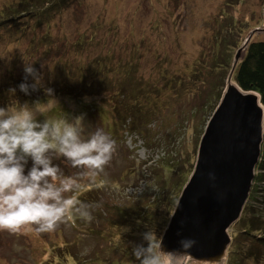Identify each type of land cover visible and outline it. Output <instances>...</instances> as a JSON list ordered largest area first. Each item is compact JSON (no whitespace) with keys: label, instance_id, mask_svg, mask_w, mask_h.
I'll return each mask as SVG.
<instances>
[{"label":"rangeland","instance_id":"1","mask_svg":"<svg viewBox=\"0 0 264 264\" xmlns=\"http://www.w3.org/2000/svg\"><path fill=\"white\" fill-rule=\"evenodd\" d=\"M49 2L0 0L1 85H5L8 90H18L19 85L25 82L21 69H25L26 63H32L41 78L48 81L43 72L47 71L52 82H48L51 87H43L51 88L58 101V106L52 110L56 109L59 113L65 106L75 111L67 100V90H72V80L77 81L79 78L76 94L96 92L86 88L88 83L84 84L88 81V73L81 75L93 59H108L106 65L112 72L106 81L112 85L107 84L103 88L109 96L117 89V85L112 82H119L126 67L131 64L132 52L136 51L143 53L140 63L142 76L153 85L154 90L161 92L152 98L162 105L155 109L150 107L154 112L142 125L139 134H124L120 135L122 139H115L116 150L101 175L94 181L80 180L82 188L74 193L78 199L88 193L86 188L91 187V184L95 183L96 186L99 176L103 175L101 182L104 181L105 186L95 193V202L102 211L99 212V220H85L76 226L78 231L67 222L59 224L52 232L39 234L34 231L35 225L25 226L18 233L0 230V264H67L60 260L62 254L70 259L91 260L96 256L101 260L105 258L106 263L140 264L132 254L133 247L141 244L147 247L143 234L150 230L156 234L159 242L167 225L166 220H169L173 211L174 205L168 216L170 206L174 200L177 201L183 184L193 170L205 119L203 121L201 118L204 113L202 110V113H197L199 118H193L194 121L188 120L189 113L201 96H207L209 92L205 83L200 85L183 79L179 83L180 90L169 93L159 77L157 62L161 63V69L165 71L162 74L170 79L175 73H180L182 77L183 71L198 61L202 66L206 62L208 72L213 66L210 52L217 54L215 57H226L230 53L233 61L235 53L253 30L260 31L253 35L251 41L264 40V0H71L61 9L54 5V1ZM31 4L38 5L28 10L27 6ZM13 12L15 14H11ZM84 35H88L90 41H85L83 50L74 48L73 42H78ZM216 36H219L218 40ZM232 43L234 47L229 49ZM97 47L102 50L101 53ZM202 55L204 64L200 60ZM79 67L84 71H79ZM27 83L31 85L35 81L28 76ZM215 84L218 83L215 81ZM80 87L85 89H78ZM35 92L39 93L41 89ZM185 93L191 95L189 99L180 102L172 100L174 95L183 96ZM37 96L31 93L23 98L30 101ZM47 99L45 95L37 100L46 102ZM97 99L100 98L96 94L85 98L89 102L95 100L94 104L98 106L100 101ZM35 101L28 104L31 106ZM9 103L19 104L10 94L1 97L0 107H7ZM108 103L109 99L105 101V104ZM167 104L171 106L169 109H166ZM261 106L264 110V106ZM76 108L73 115H66L63 111L52 114L51 110L45 117L38 116V120L43 122L45 118L59 120L66 117L71 121L83 116L86 134L96 128L104 130L101 120L91 117L95 115L92 103H88L86 108ZM109 134L112 137L111 131ZM262 140L260 151L264 148V119ZM53 163L59 165L65 175L76 177L79 171L58 155ZM31 166L29 158L25 174ZM261 175L258 174L253 181L250 200L257 199L264 192V183L261 181L264 176ZM260 186H263V190L255 195V189L259 190ZM247 204L241 216L245 210L247 217L251 218L255 203ZM237 222L228 231L231 244L220 264H248L231 253L234 246L243 252L251 244L248 243V236L241 235ZM234 234L237 237L232 240ZM112 236L118 237L114 239L117 246L111 244ZM114 247L117 251L113 250ZM175 264L201 263H184L180 256H176Z\"/></svg>","mask_w":264,"mask_h":264},{"label":"clouds","instance_id":"2","mask_svg":"<svg viewBox=\"0 0 264 264\" xmlns=\"http://www.w3.org/2000/svg\"><path fill=\"white\" fill-rule=\"evenodd\" d=\"M24 70L25 82L19 89L30 94L41 77L32 63H26ZM28 76L34 84L27 83ZM45 94L46 102L0 107V230L18 233L25 226L35 225L38 234L52 232L61 223H74L75 216L91 221L90 210L99 207L80 201L74 193L82 188L80 180L94 181L104 172L116 141L101 128L86 134L83 116L40 122L38 116L45 117L58 106L51 88L45 89ZM57 155L79 170L76 177L65 175L53 163ZM29 158L32 166L25 174ZM143 239L147 247L136 245L132 251L140 264H175L177 253L164 251L155 233L147 231ZM180 244L187 251L196 241L182 239Z\"/></svg>","mask_w":264,"mask_h":264},{"label":"trees","instance_id":"3","mask_svg":"<svg viewBox=\"0 0 264 264\" xmlns=\"http://www.w3.org/2000/svg\"><path fill=\"white\" fill-rule=\"evenodd\" d=\"M54 1V2H53ZM69 1L71 0H50L49 3L53 2L54 5H58L61 9V7H65L69 4ZM29 3V2H28ZM38 4H31L27 6V9L30 10V8H36ZM48 8L46 11L43 13L44 15L47 13ZM15 14V12L11 13ZM20 14V13H18ZM17 15V14H16ZM12 17V15H11ZM13 18V17H12ZM43 20L45 18H42ZM7 21V20H6ZM2 22H0L1 24ZM232 34H230L231 36ZM217 40L219 36H216ZM87 38V39H86ZM82 40V41H81ZM85 41L89 42L90 38L88 35L81 36L79 38L78 42H73V47H79L82 49V46L85 45ZM223 45V44H222ZM230 45V44H229ZM64 47V46H61ZM234 45L229 46V49L233 48ZM83 50V49H82ZM97 50L101 53L102 50H100L97 47ZM143 53L141 52H132V57H130L131 64L126 67V70L123 72L122 78H120L119 82L113 83V85H117V89L115 92L110 93L109 96L108 93H106V90L103 88L108 85H112L110 81L108 80V75L112 72V69L109 68L106 65V61L108 59H102V58H96L93 59L88 66L87 70H83L82 67H79V71H84L81 75H85L88 73V81L84 82L88 83L86 88L96 92L94 93H84L81 92L80 94H76L78 84H80L79 78H77V81L72 80L73 83L71 84L72 90H67V100L71 102L72 106H74L75 111L67 109L65 106H63L62 111L67 115H70L72 113L75 114L76 112V107H84L86 108V105L88 103H92V106L95 109V115L91 116L93 119H99L102 122L104 131L109 134V131L113 133L112 138L115 135V139H119L123 136L124 134H139L141 132V127L146 123L148 120V117L152 116V109L150 107L159 108L161 105L157 104V101L152 98V96L155 97V95L161 94L159 90H154L153 85H151L148 81L146 82L145 78L142 76V71L140 70L143 57L141 56ZM217 54H213L210 52L209 56L212 59L211 64L213 62L212 68H210L207 72V67H205V64L203 63L204 60V55L200 58L202 64L198 61L195 64H192L190 69H187L186 71H183V78L180 77V73H175L170 79H167L162 73L165 72L161 69V63L158 61V67L159 68V77L162 78L163 83H164V89L168 91L169 93L172 94L173 91H179V83L183 81V79H186V81L189 82H198L200 85L201 84H206L208 87V94L207 96H201L199 99L198 104L192 108L190 111V116L188 120H193V118L200 117L197 116V113L200 112L201 110L204 111L202 113L201 118L204 121L203 127H202V133L203 134L204 128L206 126V123L210 116L212 115L213 111L215 110L216 106L219 103V100L221 98L223 89L225 87V81L228 76V72L231 68L232 64V55L228 53V56L226 54L225 56H219L215 57ZM33 58V57H32ZM41 58L37 59L36 61H40ZM140 64V65H138ZM194 68V69H193ZM212 69V70H211ZM23 71L21 74H24L26 76L24 68L21 69ZM46 73L48 77V81L44 78H41L40 81H38V87L36 88L35 91L41 89V92L36 93L35 91H32L30 89V94H37L38 96L33 100H25L23 97L26 95L30 94H25L22 91L15 90L14 92L12 91L13 89L8 90L5 88V85L0 84V99L2 96L6 94H10L14 101L18 102L19 104L23 105L24 103H29L31 101H35L37 99H40L44 97L45 94V89L43 87H51L49 86V83H52L49 79L47 71H43ZM212 74V75H208ZM215 74V75H213ZM110 76V75H109ZM207 76L202 79V77ZM31 78V76H29ZM214 80L212 81V79ZM233 78L236 84L240 89L243 91H253L256 92L259 97H260V102L264 106V40H259V41H250L249 45L247 46L243 58L239 61L237 64L235 71L233 73ZM210 80V82H209ZM215 81L218 84H215ZM162 86V87H163ZM53 87V86H52ZM80 90L85 89V87H80L78 88ZM18 91V92H17ZM104 92L105 94H102ZM96 94V97L100 98L97 99L100 101V104L97 106L94 104L95 100H91V102L85 100V98H88L89 96H93ZM58 95V94H57ZM170 95V94H168ZM140 96V97H139ZM190 94L185 93L183 96L179 95H174L173 98L170 97L168 104L170 103V100L172 98L173 101L175 102H180L184 101L185 99L190 98ZM103 97V98H101ZM182 97V98H181ZM139 98V101H138ZM145 99V101L143 100ZM71 99V100H69ZM109 99V103L105 104V101ZM141 100L144 102L141 103ZM160 100V98H159ZM213 103L210 107H207L209 103ZM11 104V103H9ZM166 105V109H169V105ZM177 103L176 105H178ZM173 108V107H172ZM171 108V109H172ZM62 111H59L61 113ZM90 110L86 111L89 112ZM52 114H57L58 111L56 109L51 111ZM58 113V114H59ZM195 114V115H194ZM191 118V119H190ZM197 119V118H196ZM195 119V120H196ZM202 121V122H203ZM110 135V134H109ZM200 136V138H201ZM264 148L261 150V155H260V161L258 162V165L255 169V178L258 174H262L261 176H264ZM263 163V164H262ZM106 169V167H105ZM104 169V170H105ZM259 169V170H258ZM260 172V173H258ZM100 173L99 175H101ZM103 177V175L101 176ZM101 177L99 176V180L97 182V185L95 183L91 184L92 190H90L91 187L86 188L87 189V194L85 193L80 201L88 204H96L95 202V193L98 190H101L102 187L105 186L104 181L101 182ZM254 178V179H255ZM264 183V179L261 180ZM257 182H260L257 180ZM256 182V183H257ZM184 185V184H183ZM255 189V195H257L258 192H261L263 190V186H260L259 190ZM253 194V198L255 197ZM165 197V196H164ZM169 198H167L166 203L169 201ZM253 200V199H252ZM250 200V197L247 201L248 202H253L255 205H253V209L251 211V218L247 217V213L244 210L243 215L240 217L237 223L240 224L241 229V235L243 236H248L247 238L248 243L250 244L249 247L245 251H240L237 249L235 246L233 247V251L236 252L235 254L233 251L231 252L232 255H235L240 258V260H245L248 264H261L260 262H264V217L262 216L264 214V192L260 194L257 199L255 198L253 201ZM175 200L170 206L168 216L170 214V211L175 205ZM244 207L247 208L248 204ZM259 207V208H258ZM174 209V207H173ZM172 209V210H173ZM91 215L93 216L94 219L99 220V212L100 209L98 207L91 209ZM136 214V213H135ZM242 214V213H241ZM256 216V217H255ZM170 217V216H169ZM247 217V218H246ZM167 219V218H166ZM74 223L73 221H68L67 223L71 226L74 227L76 231L77 228L76 226L78 224H82L85 222L84 219H80L78 216L74 217ZM168 222V220H166ZM167 224V223H165ZM261 225V227H260ZM90 232V230H88ZM91 233V232H90ZM77 237L78 234L76 233ZM237 237V234H234V237H232V240ZM115 238H118L117 236H112L111 237V244L113 246H117V244L114 243ZM235 242H233L234 245ZM239 245V244H237ZM114 251H117L116 248H113ZM124 252V251H122ZM126 256V255H124ZM76 257V256H74ZM60 260H64L67 262V264H113V263H106V259L104 258L103 260L98 259L96 256L95 258H92L91 260L87 259H73V258H65L63 257V254L61 255Z\"/></svg>","mask_w":264,"mask_h":264},{"label":"water","instance_id":"4","mask_svg":"<svg viewBox=\"0 0 264 264\" xmlns=\"http://www.w3.org/2000/svg\"><path fill=\"white\" fill-rule=\"evenodd\" d=\"M253 30L235 53L218 105L199 140L196 160L159 240L182 262L220 264L231 244L229 229L248 201L260 158L264 110L256 92L229 82ZM264 31V30H263ZM196 244L185 251L180 241Z\"/></svg>","mask_w":264,"mask_h":264},{"label":"bare ground","instance_id":"5","mask_svg":"<svg viewBox=\"0 0 264 264\" xmlns=\"http://www.w3.org/2000/svg\"><path fill=\"white\" fill-rule=\"evenodd\" d=\"M229 83H230L233 87L238 88V85H237L236 82L234 81L233 76H232V78H231V80H230ZM57 93H59V91H57Z\"/></svg>","mask_w":264,"mask_h":264}]
</instances>
